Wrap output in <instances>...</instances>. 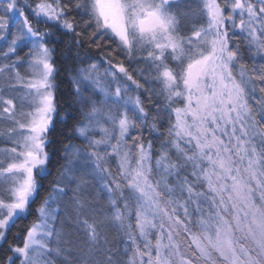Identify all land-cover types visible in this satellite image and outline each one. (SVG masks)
I'll use <instances>...</instances> for the list:
<instances>
[{
    "label": "snow or ice",
    "instance_id": "6c2138e0",
    "mask_svg": "<svg viewBox=\"0 0 264 264\" xmlns=\"http://www.w3.org/2000/svg\"><path fill=\"white\" fill-rule=\"evenodd\" d=\"M72 14L84 28L78 30ZM185 20L201 22L186 34ZM38 24L86 37L90 47L101 48L100 40L113 45L103 76L91 63L72 79L77 102L89 108L77 127L87 151L76 149V155L84 169L93 166L86 174L108 192L111 212L101 217L88 209L80 195L88 183L84 170H68L36 209L23 246L9 245L13 255L4 264L67 260L63 222H56L69 190L85 234L80 264H121L104 247L108 224L128 238L125 264H264V66L249 71L242 56L243 48L264 58V0H198L195 7L188 0H0L6 45L0 51V121L10 122L0 130L10 142L0 147V242L38 195L34 170L47 172L56 68L48 46L53 33ZM21 48L26 59L17 55ZM121 53L147 66V73L137 71L157 82L155 94L165 101L169 139L155 158L152 143L132 134L149 112L113 71L144 87L116 62ZM89 84L101 99L85 95ZM5 88L22 91L5 96Z\"/></svg>",
    "mask_w": 264,
    "mask_h": 264
},
{
    "label": "trees",
    "instance_id": "16d2710c",
    "mask_svg": "<svg viewBox=\"0 0 264 264\" xmlns=\"http://www.w3.org/2000/svg\"><path fill=\"white\" fill-rule=\"evenodd\" d=\"M188 3L195 7L198 0H188ZM79 29L85 27L83 20L80 17H76ZM197 25L200 20L192 21ZM192 27V24H189ZM182 27V25H181ZM41 31H51L53 35L49 37L48 46L53 50L52 59L55 63L56 71L54 72V97L56 103V112L53 120L52 128L48 134V143L46 144V151L48 152L49 159L46 164L47 172L44 175L37 174L36 179L38 182V195L35 198L34 203L30 205V210L25 218L20 219L17 223L8 231L7 242H2L0 245V264H4L7 256L13 255L9 251V245L23 246V240L26 235L27 229L36 220V209L40 206L44 197L48 196L51 192L53 185L60 181L62 174H64L70 162L73 159H80L79 156L74 158L73 154L76 153V149H79L81 153L87 151L86 142L77 132L78 125L83 121V113L89 110L88 106H82L77 102V98L74 95V85L72 83L73 77L77 76L78 70L81 67H88L91 63H100L105 59L107 49L113 47V45L107 40H100L101 48L95 46H89V41L86 37H76L74 33L67 30L60 29L59 27H50V25L44 24ZM80 40L78 45L75 41ZM241 43L243 41H233V43ZM243 61L247 65L248 70L251 71L255 68L257 71L264 66V58L257 55L252 56L246 49L242 48ZM108 59H112L109 57ZM121 54L117 57L116 61L123 62L126 65V61ZM141 89L138 92L141 100L144 102L145 108L148 110V120L145 124L133 131V135L137 132L142 133V142L147 145L152 143L153 157L157 156L155 148L158 150L162 145L161 134L166 132L165 122L160 120L161 111L166 108L165 103L159 97H154L149 100V90ZM90 91V90H89ZM86 91L85 95L89 94ZM91 92V91H90ZM259 93V91H258ZM260 94V93H259ZM159 111V115L157 112ZM166 111V110H165ZM160 118V119H159ZM166 121V125H167ZM155 123V130L152 129V124ZM160 144V145H159ZM116 172V171H115ZM107 202V208L105 214H110L111 208L108 203V196H104ZM103 217L102 213H99ZM85 238L83 227L79 229L76 239H79V243L76 239H69L68 244L64 245L65 253L67 255V264H80L81 257L77 258L82 241ZM114 243L107 248H110L112 255L115 259H119L121 264H125L124 248L128 242L127 236L120 229L114 232ZM78 253V254H75ZM19 264V260L16 261ZM56 264H64L59 260Z\"/></svg>",
    "mask_w": 264,
    "mask_h": 264
},
{
    "label": "rangeland",
    "instance_id": "374dc122",
    "mask_svg": "<svg viewBox=\"0 0 264 264\" xmlns=\"http://www.w3.org/2000/svg\"><path fill=\"white\" fill-rule=\"evenodd\" d=\"M26 15H29V18L31 19V15L29 12H26ZM192 21L190 20H185L182 22V31L186 34H190L191 32V25ZM6 50V45L4 44L3 41H0V51H5ZM27 53V48H21L18 50L17 55H19L20 57H23L26 59L25 54ZM123 55V53H122ZM124 59L126 61V65L128 67L129 72L133 75L134 78H136L137 80H139L140 83H142L144 85L143 88L141 89H147V90H152V95L153 98L154 97H159L156 96V90L158 89V85L157 82L155 80L152 79H148L145 80L144 76L140 75L139 71H137L138 69H144L145 73H147L148 68L147 66L137 57L135 59H131L129 60L126 56H124ZM117 63H119V61H116ZM100 67V74L101 76L104 75V69L109 67V64L107 63V61L105 59L102 60V62L97 63ZM20 71L22 74L24 75H29L28 69L26 67V65H24L23 63L20 66ZM114 72H116V75L120 78V80L128 85L130 87V91H129V95L131 96H135L138 94L139 91H141V89H136L135 85L131 84V81L126 80V78L123 76V74L119 73L118 71H116V69H113ZM54 78V76H53ZM109 80L111 79V77L108 78ZM53 84H54V80H53ZM55 85V84H54ZM114 87V86H113ZM91 91V93L93 94V98L99 100L102 98V94L99 91H94L93 87L89 84L87 87L86 91ZM146 90V91H147ZM16 91H22V89H16V90H10L8 88H5L4 90V95L8 96L10 93L12 95H15ZM85 91V93H86ZM89 91V92H90ZM54 92V89H53ZM257 95H260L257 91ZM162 99V101L165 103L163 97H159ZM16 103L18 104L19 101L17 100ZM166 110V108H165ZM164 109L161 111L160 114V120H162L163 122H165V129L166 132L161 134V138H162V144H165V142L169 139L168 134H167V130L169 128V117L165 114L166 111ZM55 117V113L53 114V120ZM166 121L167 125H166ZM10 126V122L9 121H0V130H6L7 127ZM134 131V130H133ZM133 134V132H132ZM96 137L99 138L100 133H95ZM160 145V144H159ZM4 146H10V142H8L5 138L0 137V147H4ZM147 146V145H146ZM161 149V145L159 146L158 150L155 148V152L158 155L159 150ZM83 154V153H81ZM74 158L77 156L76 153L73 154ZM80 158V157H79ZM46 167V165H45ZM91 167H93L91 164L87 165V169H84V166L82 164V160L80 159H73L69 166L67 171L63 174L64 176H68L71 173L68 170H72L75 171L77 169H83L85 172V176L86 179L88 181V183L82 185V191L80 193L81 196L87 198V200L89 201L88 203V209H95L98 211V213H102L103 215H105L106 213V208H107V202L104 198L105 195L109 196L108 192L100 185V183L98 182V180L91 176V175H87V170H90ZM111 168L113 171V175H116V163L114 161V159L111 160ZM37 174L39 173V169L34 170ZM40 175V174H39ZM44 175V174H43ZM62 179V176L60 178V181ZM110 182V181H109ZM75 187V182L72 183L70 185V188H74ZM60 212L58 213L59 219L57 220V227L60 226L61 221L63 222V228H64V233H65V240L68 242L69 239H76V235H78V231L79 229H81L82 225H78L76 222V212H75V206L73 204L72 201V192L69 190L67 195L64 196L60 201ZM89 219H91V217L89 216ZM118 228L112 226L111 224H108L105 228V232L107 234V244L104 245L105 248H107L108 246H110L112 243H114L115 239H114V232L117 230ZM76 242L79 243V239H76ZM2 242H0L1 245ZM103 243V241H102ZM68 244V243H64L61 245V247L64 249V245ZM75 254H78L75 252ZM82 253L79 252V254L77 255V258L81 257ZM62 261L64 264L68 263V260H65L64 257H58L56 260V263Z\"/></svg>",
    "mask_w": 264,
    "mask_h": 264
},
{
    "label": "flooded vegetation",
    "instance_id": "af4514ba",
    "mask_svg": "<svg viewBox=\"0 0 264 264\" xmlns=\"http://www.w3.org/2000/svg\"><path fill=\"white\" fill-rule=\"evenodd\" d=\"M40 25L43 28L44 24H38V25H36V27H38L40 29Z\"/></svg>",
    "mask_w": 264,
    "mask_h": 264
}]
</instances>
